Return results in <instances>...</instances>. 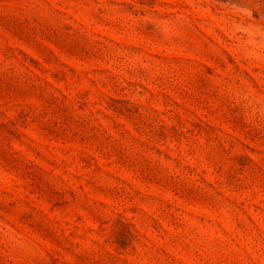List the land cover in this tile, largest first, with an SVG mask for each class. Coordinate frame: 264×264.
Segmentation results:
<instances>
[{"label": "rangeland", "instance_id": "374dc122", "mask_svg": "<svg viewBox=\"0 0 264 264\" xmlns=\"http://www.w3.org/2000/svg\"><path fill=\"white\" fill-rule=\"evenodd\" d=\"M0 264H264V0H0Z\"/></svg>", "mask_w": 264, "mask_h": 264}]
</instances>
